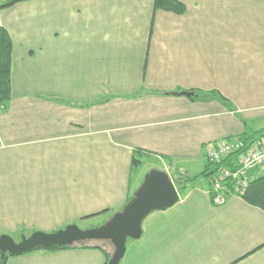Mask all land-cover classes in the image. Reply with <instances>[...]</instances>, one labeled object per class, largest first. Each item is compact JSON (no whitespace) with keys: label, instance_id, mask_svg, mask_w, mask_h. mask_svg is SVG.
Here are the masks:
<instances>
[{"label":"crops","instance_id":"0c3cea01","mask_svg":"<svg viewBox=\"0 0 264 264\" xmlns=\"http://www.w3.org/2000/svg\"><path fill=\"white\" fill-rule=\"evenodd\" d=\"M6 1L0 236L99 227L149 171L195 177L212 147L264 121V0H175L183 14L155 0ZM209 191L197 183L151 213L120 264H264V210L240 195L215 205ZM105 260L99 248L42 249L6 264Z\"/></svg>","mask_w":264,"mask_h":264},{"label":"water","instance_id":"95a60500","mask_svg":"<svg viewBox=\"0 0 264 264\" xmlns=\"http://www.w3.org/2000/svg\"><path fill=\"white\" fill-rule=\"evenodd\" d=\"M180 94L194 95L193 92ZM179 200L180 194L170 175L164 171L151 170L145 175L132 199L103 225L81 229L73 224L52 233L36 231L30 236L23 235L19 242L9 235H1L0 259H5L7 255L30 253L40 248L70 247L87 241H109L114 247V252L108 264H120L128 240L141 237L143 221L155 211L172 208Z\"/></svg>","mask_w":264,"mask_h":264},{"label":"trees","instance_id":"16d2710c","mask_svg":"<svg viewBox=\"0 0 264 264\" xmlns=\"http://www.w3.org/2000/svg\"><path fill=\"white\" fill-rule=\"evenodd\" d=\"M25 0H7L1 4V8H9L15 4ZM155 8L162 9L166 11H172L177 14H183L185 12V6L175 0H155ZM12 52H13V41L9 32L2 26H0V102L4 104L11 99V70H12ZM198 94H196L197 96ZM224 103L229 105V108L234 110L230 103L225 101V98L220 97ZM264 139V128L259 130L252 129L247 127L243 133L239 136L229 138L228 141H241L244 145V149L250 147L255 142ZM243 150H239L233 153L230 159L238 160L240 153ZM133 156V166L134 168L139 166L140 159L137 157L139 151H135ZM224 163V162H223ZM225 165L230 166L227 161ZM217 167H214L211 164H207L203 172L195 177H184L182 175L177 176L173 182L175 184L179 194L184 197L189 192L190 187L196 185L202 179L207 180V184L210 187V182L212 176L216 173ZM133 194L130 196L128 202L132 199ZM245 201L251 205L260 207L264 210V174L254 177L250 182L245 192L241 195ZM127 202V203H128ZM68 248H99L104 251L106 255V260L104 264H108L111 255L106 251L105 241H87L75 244L70 247H54L52 249L44 250H61ZM37 250H42L37 249ZM10 255H7L5 259H0V264H6L7 258Z\"/></svg>","mask_w":264,"mask_h":264},{"label":"built area","instance_id":"2783aa9c","mask_svg":"<svg viewBox=\"0 0 264 264\" xmlns=\"http://www.w3.org/2000/svg\"><path fill=\"white\" fill-rule=\"evenodd\" d=\"M239 150L243 151L238 160L230 159ZM207 161L218 168L210 182L211 200L223 205L229 196L245 192L255 172L264 171V139L246 149L241 141H223L210 149Z\"/></svg>","mask_w":264,"mask_h":264},{"label":"rangeland","instance_id":"374dc122","mask_svg":"<svg viewBox=\"0 0 264 264\" xmlns=\"http://www.w3.org/2000/svg\"><path fill=\"white\" fill-rule=\"evenodd\" d=\"M250 126V128H252V129H261V128H264V127H262V126H264V121H263V123H262V125H253V124H250L249 125ZM158 165H160V164H158ZM161 166V165H160ZM192 168V170H190L192 173H194V172H196V174L199 172V171H197L196 170V168L195 167H191ZM195 168V169H194ZM146 169H149V166H147V167H144V170H146ZM141 170V167L140 166H137V167H135L134 168V175H137L138 174V172ZM191 176H193V175H191ZM175 184H177V186H179L178 185V183H176V181H175ZM198 184L199 185H205V184H207V180L206 179H202L200 182H198ZM10 236V235H9ZM23 236V235H22ZM21 236V237H22ZM24 236H26V235H24ZM16 242H19L21 239H19V238H16V237H12ZM111 248V253L114 251V247L113 246H110Z\"/></svg>","mask_w":264,"mask_h":264}]
</instances>
